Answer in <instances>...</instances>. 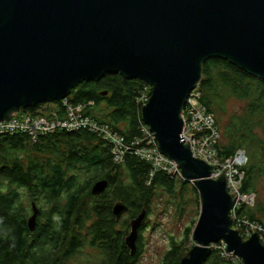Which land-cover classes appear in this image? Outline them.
<instances>
[{"label": "water", "instance_id": "water-1", "mask_svg": "<svg viewBox=\"0 0 264 264\" xmlns=\"http://www.w3.org/2000/svg\"><path fill=\"white\" fill-rule=\"evenodd\" d=\"M211 58L264 81V0H0V122L61 101L81 82L105 74L146 82L152 89L143 122L200 197L194 246L180 264H204L221 241L242 264H264L259 235L243 240L231 229L235 202L223 174L210 179L212 168L182 138V110ZM106 187L99 181L92 194ZM32 208L30 230L38 213ZM127 210L116 203L112 211L119 220ZM145 217L143 210L130 223L131 255Z\"/></svg>", "mask_w": 264, "mask_h": 264}, {"label": "trees", "instance_id": "trees-1", "mask_svg": "<svg viewBox=\"0 0 264 264\" xmlns=\"http://www.w3.org/2000/svg\"><path fill=\"white\" fill-rule=\"evenodd\" d=\"M145 88L150 96L152 88L140 79L105 74L98 81L78 84L67 100L84 105V115L107 124L126 141H131L144 124L143 107L137 100ZM198 88L201 102L213 114L220 133L218 156L223 161L241 149L247 158L241 190L254 194L255 204L240 207L236 216L264 228V190L260 188L264 178V81L228 60L211 58L202 65ZM105 91L109 95H103ZM230 98L245 103L241 112L229 113ZM52 103L60 108L59 101ZM44 104L23 111L37 114ZM28 144L33 153L36 151L47 158L41 160L39 156L29 155L22 160L14 154ZM151 171L148 163L134 155H127L122 164H115L110 146L87 130L55 132L41 136L36 142H30L23 135L0 138V264H64L80 249L78 232L85 230L91 245L107 257L109 264H135L143 253L141 232L145 226L142 223L136 253L131 255L125 243L128 223L121 224V218L117 220L113 215L116 203L124 204L128 208L126 213L133 218L143 210L147 215L154 191L162 188L170 195L178 190L182 195L192 193L200 206L199 193L190 182L162 171L150 177ZM91 174L94 177L86 180ZM99 181L107 182L106 191L95 196L92 189ZM21 190L38 197L33 205L41 216H49L47 224L36 227V232L28 229L31 212L22 200ZM56 196L57 200H53ZM195 224L187 229L183 242L172 244L161 264H180L188 255L193 247L190 243ZM232 228L241 235L235 224ZM204 264L242 262L222 257L221 251L212 246Z\"/></svg>", "mask_w": 264, "mask_h": 264}, {"label": "built area", "instance_id": "built-area-1", "mask_svg": "<svg viewBox=\"0 0 264 264\" xmlns=\"http://www.w3.org/2000/svg\"><path fill=\"white\" fill-rule=\"evenodd\" d=\"M198 87L199 85L188 94L181 113L182 138L184 142L185 140L188 142L187 145L195 159L212 166V173L215 172L211 178L216 179L221 173L226 176L227 191L235 202L232 211L237 214L240 207H252L255 204V195L244 194L241 190L245 172L244 166L238 164L237 157L244 153L238 151L222 161L207 148L209 140L215 141L220 134L214 125L213 114L208 112L201 102L202 95ZM148 91L145 88L137 100V104L141 107H144L150 98ZM59 102L60 108L54 103H46L38 109L37 114L25 113L23 110L12 114L8 120L0 122V138L23 135L30 142H36L41 136L55 132L73 133L87 130L110 146L115 164H122L127 155H134L151 166L150 177L155 172L162 171L184 181L177 163L160 152L155 135L145 124H141L137 137L126 141L107 124L96 122L84 115V105L71 104L67 98ZM209 133V138L204 139L203 136ZM190 183L193 184V181ZM238 223L236 227L240 230L243 240L256 233L264 241V228L261 225L250 222L244 217H241ZM213 247L221 251L222 257L240 261L234 254L227 252L225 242L221 241L218 247L216 245Z\"/></svg>", "mask_w": 264, "mask_h": 264}, {"label": "rangeland", "instance_id": "rangeland-1", "mask_svg": "<svg viewBox=\"0 0 264 264\" xmlns=\"http://www.w3.org/2000/svg\"><path fill=\"white\" fill-rule=\"evenodd\" d=\"M105 92V96L109 95L108 91ZM227 107L229 113H238L245 107V103L235 98H230ZM28 145V147L22 148L19 150L20 152L14 154L22 160H25L29 155L39 156L41 160L47 158L36 151L33 153L32 147H30V144ZM210 167L212 166L210 165ZM92 177H94L93 174L87 176L86 180H90ZM125 180L128 181L127 178ZM260 188L264 190V178L262 179ZM19 192L25 206L31 212L32 206L27 198V193L22 190ZM200 209L201 205L199 206V201H197L192 193L182 195L178 190L176 194L170 195L164 189L157 188L152 198L151 210L143 222L145 226L141 232L143 253L135 264H161L172 244L184 241L187 229L197 222ZM133 219L135 218L131 217L128 213L124 214L120 219L121 224L127 221L129 226L125 237L130 233V223ZM78 233H80L82 246L64 264H109L107 257L98 248L91 245L92 241L88 237L87 231ZM190 245L194 246V242L191 241Z\"/></svg>", "mask_w": 264, "mask_h": 264}, {"label": "bare ground", "instance_id": "bare-ground-1", "mask_svg": "<svg viewBox=\"0 0 264 264\" xmlns=\"http://www.w3.org/2000/svg\"><path fill=\"white\" fill-rule=\"evenodd\" d=\"M214 125L216 126V124H215V120H214ZM217 128V127H216ZM218 130V129H217ZM219 132V131H218ZM220 134V133H219ZM209 135H210V133L209 134H207V135H205V136H203V138L204 139H208L209 138ZM220 140H221V137L219 136L215 141H212V140H209V144H208V146H207V148L209 149V150H211L213 153H214V155L216 156V157H218V145H219V143H220ZM238 151H242L243 153H244V151L243 150H241V149H239V150H237L236 152H235V154L238 152ZM234 155V154H233ZM232 155V156H233ZM246 161H247V158H246V155H245V153L243 154V155H241V156H238L237 157V162H238V164H240V165H242V166H245V164H246ZM204 162V161H203ZM205 164H207L206 162H204ZM208 166H210L209 164H207ZM212 168V167H211ZM212 170H213V168H212ZM215 172V171H214ZM214 172L213 173H211V175H214ZM223 177H224V179H225V181H226V176L223 174ZM210 179H213V178H211V176L209 177ZM218 178H219V176L216 178V179H213V180H218ZM226 186H227V182H226ZM244 194H246V193H244ZM232 201L234 202V199H232ZM247 207H249V206H247ZM253 207V206H252ZM229 216H230V218H231V229H233L232 228V224H235V226H237L239 223H238V221L240 220L237 216H236V213H234L233 211H232V209L230 210V212H229ZM239 230V229H238ZM240 231V230H239ZM242 237V236H241ZM260 241L264 244V241L263 240H261L260 239ZM220 243V242H219ZM216 245V244H215ZM241 261V260H240Z\"/></svg>", "mask_w": 264, "mask_h": 264}, {"label": "flooded vegetation", "instance_id": "flooded-vegetation-1", "mask_svg": "<svg viewBox=\"0 0 264 264\" xmlns=\"http://www.w3.org/2000/svg\"><path fill=\"white\" fill-rule=\"evenodd\" d=\"M104 95V94H103ZM39 169H40V167H39ZM41 170H44V168H41ZM106 191V189L103 191V192H105ZM102 192V193H103ZM26 193H27V198H28V200H29V203L31 204V206L33 205V204H35L34 203V200H38V197H36V196H33V195H29V192H27L26 191ZM58 195L59 196H61L60 194H59V192H58ZM95 196H97V195H95ZM53 200H57V196L56 197H54L53 198ZM58 200H60V198L58 199ZM36 210L38 211V213H37V215H36V220H35V225H34V229L33 230H30L29 229V227H28V229L31 231V232H36L35 230L37 229L36 227H38V226H41V225H46L47 224V222L49 221V216L46 214L44 217L43 216H41L40 214H39V210L36 208ZM33 208H32V210H31V215L28 217V219H27V222H28V220L32 217V215H33ZM53 221H54V223H56V219H53ZM142 225V224H141ZM140 228H141V226H140ZM139 228V229H140ZM79 242L82 244V242H81V239L79 240ZM29 245V244H28ZM82 246V245H81ZM56 264V263H55ZM58 264H60V263H58Z\"/></svg>", "mask_w": 264, "mask_h": 264}, {"label": "clouds", "instance_id": "clouds-1", "mask_svg": "<svg viewBox=\"0 0 264 264\" xmlns=\"http://www.w3.org/2000/svg\"><path fill=\"white\" fill-rule=\"evenodd\" d=\"M52 103V102H51Z\"/></svg>", "mask_w": 264, "mask_h": 264}]
</instances>
